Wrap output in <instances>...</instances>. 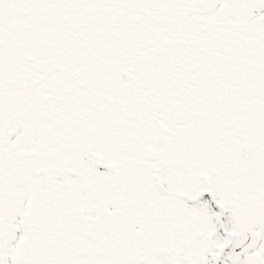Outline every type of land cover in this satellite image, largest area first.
I'll list each match as a JSON object with an SVG mask.
<instances>
[{"label":"snow or ice","instance_id":"6c2138e0","mask_svg":"<svg viewBox=\"0 0 264 264\" xmlns=\"http://www.w3.org/2000/svg\"><path fill=\"white\" fill-rule=\"evenodd\" d=\"M0 264H264V0H0Z\"/></svg>","mask_w":264,"mask_h":264}]
</instances>
